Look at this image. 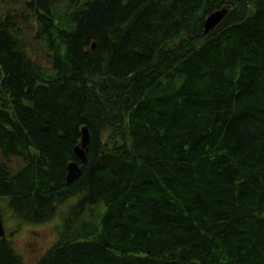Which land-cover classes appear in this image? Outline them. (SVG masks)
<instances>
[{
  "label": "trees",
  "instance_id": "1",
  "mask_svg": "<svg viewBox=\"0 0 264 264\" xmlns=\"http://www.w3.org/2000/svg\"><path fill=\"white\" fill-rule=\"evenodd\" d=\"M16 1L0 12V148L25 165H0L15 225L0 264H23L24 225L58 216L36 264H264V0Z\"/></svg>",
  "mask_w": 264,
  "mask_h": 264
},
{
  "label": "rangeland",
  "instance_id": "2",
  "mask_svg": "<svg viewBox=\"0 0 264 264\" xmlns=\"http://www.w3.org/2000/svg\"><path fill=\"white\" fill-rule=\"evenodd\" d=\"M67 2L68 0H60L58 8L65 7ZM22 9L23 7L16 0H6L5 4L0 1V12L3 15L9 12H21ZM20 25L22 27V36L26 40V48L29 55L51 74L52 65L49 52L47 47L37 37L35 22L27 19L25 23ZM10 159L5 158L0 148V165L7 163L13 174L17 173L25 165V161L21 157L12 156ZM62 223V216H58L48 223L40 225L26 224L15 234L13 237L14 247L22 257L23 264H36L46 254L47 250L58 240ZM5 226L7 232H9V227H14L15 225L14 222L8 221Z\"/></svg>",
  "mask_w": 264,
  "mask_h": 264
},
{
  "label": "water",
  "instance_id": "3",
  "mask_svg": "<svg viewBox=\"0 0 264 264\" xmlns=\"http://www.w3.org/2000/svg\"><path fill=\"white\" fill-rule=\"evenodd\" d=\"M228 12L227 8L219 9L216 11H213L209 14V16L206 18L204 23L205 32H209L216 28L218 24L222 22V20L225 18L226 14ZM95 45H93L94 48ZM90 142V132L88 127H84L82 129V140L81 144L76 147V155L79 158L81 163L87 162V153L88 145ZM83 174L82 167L77 162H72L68 166V175H67V181L68 183H72L75 180H78ZM6 237V229L4 225L3 218L0 214V239Z\"/></svg>",
  "mask_w": 264,
  "mask_h": 264
}]
</instances>
